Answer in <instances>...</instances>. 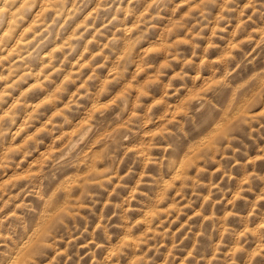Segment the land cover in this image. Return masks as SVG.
<instances>
[{
  "label": "clouds",
  "instance_id": "9594fccd",
  "mask_svg": "<svg viewBox=\"0 0 264 264\" xmlns=\"http://www.w3.org/2000/svg\"><path fill=\"white\" fill-rule=\"evenodd\" d=\"M48 2L62 15L69 16L67 21H63L68 25L75 23L77 11L82 12V5L85 4V0H75V10L69 14L66 8L72 4V0ZM91 4L95 11L84 25V31H88L89 25L94 31L100 25L103 31L99 36L107 41L100 46L107 47L113 55H118L125 42H129L120 58L121 66L132 67L140 63L150 68L153 75L149 77L147 90L140 96H134L130 89H125L113 101L110 106L111 118L119 128H114L102 137L104 151L99 160H80L79 153L89 139L82 134L76 137L81 141L79 144L69 143L52 158L50 164L53 171L78 168L81 163L89 164L93 171L74 193L79 196L74 211L62 217L43 214L44 235L42 242L31 247V264H40L52 251L59 256V243L66 236H72L73 227H70V223L79 231V236L87 240L85 248L88 256L93 258L91 264H176L177 253L187 251L186 243L191 244V251H187L184 256V264H201V251H218L225 241L232 245V249L222 264H238L237 254L246 258L245 264H261L264 261V223L238 229L233 226V222L248 225L264 201V189L258 194L254 192L255 184H264V175L256 171L257 162L264 161V154L246 159L243 164L237 159L248 156V144L245 141L256 139L257 135L254 134L264 131V111H255L256 108H264V100L248 106V111L252 113L250 116L242 114L225 122L212 146L192 159L179 181L165 184L163 176L158 173L167 170L171 174L175 171L176 145L182 136L188 135L186 129L199 127L202 120L218 111V98L229 90L240 70L264 57V0H91ZM41 7V0H0V65L4 60L12 63V59L5 55L6 51L26 26V17L30 18L33 11ZM168 13L170 15L166 17ZM46 19L49 23L45 24L39 39L23 49L27 59L17 67L26 74L13 86L15 88L22 87L30 76L35 75L30 69L31 64L36 63L39 67V63L43 62L40 58L45 44L54 45L56 37L62 34L61 19L54 18L51 13ZM165 19L167 23L152 43L150 32ZM146 43H150L151 47L145 53L151 51L162 56V62L148 64L143 56L139 61L134 58L133 51ZM221 44L224 46L221 47ZM63 47L71 48L74 44L66 41ZM214 53L219 54L218 57ZM48 58L54 59L51 53ZM191 73H210L216 78L219 87L208 89L188 100L179 118L165 127L150 143L131 147L145 122L153 118L152 114L156 110L154 105L146 103L156 99L152 96V89H160L165 98L172 93V98L178 99L188 94L189 83L194 79ZM12 75H16L15 68ZM0 79L6 80L7 77ZM195 79H199V76ZM137 84H140L139 80ZM117 86L108 84L102 90V95L110 96L111 90ZM8 94V91L0 92V104ZM84 98L90 99L87 88L84 89ZM75 104L76 101H73ZM96 116L98 120L103 119L109 116V112L97 113ZM14 122L9 120L7 114L0 115V139L7 135ZM100 127L102 125L94 129L93 133L99 131ZM229 149L231 156L225 159L236 163L221 164L216 155L224 157L225 151ZM260 151L264 153V148ZM10 160L11 156L6 153L0 158V168H6ZM215 164H221V167L216 172L208 173L206 178L208 167ZM236 164H240L243 170L239 179L233 175ZM249 165L252 166L251 171ZM193 169H198L196 175L191 174ZM217 173H222L218 181L215 179ZM233 180H236L234 186ZM13 188L14 184L4 187V191L9 194L5 206L17 198L11 195ZM28 194L42 202L44 200V195L35 186ZM250 194L256 195L257 199L250 200ZM0 200H4L3 194H0ZM144 201H148L158 211L146 218H137L138 206ZM217 205H223V215H217ZM98 206L101 207L99 223L93 231H88V216L81 218L83 227L76 225L80 209L87 210L89 216H96ZM196 206L200 209L198 212ZM16 207L21 212L32 210L26 203H19ZM243 212L248 215H242ZM190 213L194 215L189 217L186 225L181 224L177 231L165 226L172 225L181 216H189ZM9 219L8 216L0 219V248L5 249L0 252V264H15L7 245L16 229L25 226L20 213L13 212L6 227L5 221ZM260 219L264 220V214ZM113 229L120 232L122 237L116 242L113 241ZM217 234L219 243L216 242ZM250 239L258 242L255 251L246 247ZM162 248L169 250L164 253ZM64 252L67 255L68 249ZM97 252L100 254L98 259ZM75 255L78 259H73L72 264H81L84 256L79 251ZM165 255L166 259L158 261L157 257ZM48 264H60V259L48 260ZM208 264H212V261H208Z\"/></svg>",
  "mask_w": 264,
  "mask_h": 264
},
{
  "label": "rangeland",
  "instance_id": "374dc122",
  "mask_svg": "<svg viewBox=\"0 0 264 264\" xmlns=\"http://www.w3.org/2000/svg\"><path fill=\"white\" fill-rule=\"evenodd\" d=\"M41 3L40 9L34 10L30 18L26 17V26L16 37L15 43L5 53L12 59V63L4 60L3 64L0 65V77H7L6 80L0 79V92L8 91L9 93L5 101L0 104V115L7 114L9 120L15 121L10 125L7 135L0 139V158H3L6 153L11 156L8 166L0 168V194L4 195V200H0V208L3 209L0 211V219L5 216L10 218L9 221H5L7 227L11 220V214L17 212L23 215L25 223L24 227L16 229L7 245V249L12 252L15 264H31V247L42 242L44 235L43 214L48 213L52 216L62 217L74 211L75 204L79 200V196L74 195V193L81 186V182H86L92 174L93 169L87 163H81L78 168H62L53 171L50 164L52 158L64 150L69 143L79 144L81 141L77 140L76 137L78 134H82L89 139L87 145L79 153L80 160L82 162L99 160L104 151V145L101 143L102 137L114 128H119L118 124H113L111 118L110 106L113 101L125 89H130L134 96H140L147 90L149 77L153 75L150 68L140 63H136L132 67L121 66L120 58L127 50L129 42H125L118 55H113L107 47L102 48L100 46L107 43L103 37L99 36V33L103 31L100 25L96 26L95 31L91 25H89L88 31H84V25L90 21L95 11L91 0H85V4L82 5L84 10L82 12L77 11L78 19L74 18L75 23L71 25L63 23L69 19V16L62 15V12L58 11L48 0H41ZM74 3L75 0H72V4L67 6V13L70 14L75 10ZM49 13L54 18L62 20V34L56 37L54 45L45 44L40 58L43 62L39 63V67L36 66V63L31 64L30 69L34 71L35 75L30 76L22 87L15 88L13 86L18 84L20 78L26 74L25 71L17 67L27 59L23 49L30 47L39 39L45 24L49 23L46 19ZM167 15L170 13L165 14L166 17ZM166 23L167 19L161 21L157 28L150 32L152 43L159 37L160 29ZM105 35L107 36V34ZM66 41L74 44V47L64 48L63 45ZM223 46L221 44V47ZM150 47L151 44L146 43L135 49L133 51L134 58L139 61L143 56L148 64L162 62V56L151 51L145 53V50ZM49 53L54 57L53 60H49ZM218 55L214 53L215 57ZM14 68L16 69L15 76L12 75ZM141 68L143 71H140ZM138 72L139 75H137ZM190 75L194 79L189 83L188 94L181 95L178 99L172 98V93H169L168 98H165L160 89H152V96L156 99L146 101V103L154 105L156 110L152 114L153 118L145 122L131 147H142L150 143L165 127L179 118L183 105L188 100L208 89L219 87L216 78L210 73H191ZM37 76L40 78H36ZM196 76H199V79H195ZM91 77H95V79H90ZM137 80L140 81V84H137ZM108 84L118 86L111 90L110 96L104 97L102 90ZM85 88L90 93V99L84 98ZM78 96L80 97L79 100H77ZM262 100H264V57L257 59L246 69L240 70L229 90L218 98V111L213 112L211 117L202 120L199 127L186 129L188 135L182 136L176 145L175 171L171 174L167 170L158 173V175L163 176L164 183L179 181L192 159L204 149L212 146L225 122L242 114L250 116L252 113L248 111V106ZM73 101H76L75 105H73ZM255 111H264V108H256ZM101 112H109V116L98 120L96 114ZM101 125L100 130L93 133V130ZM254 135H257L256 139L245 141L248 144V156L238 157L240 164H243L246 159L264 154L260 151L264 148V138H261L264 137V131ZM228 156H231L230 149L225 151L224 157L217 154L216 159L221 161V164L236 163L235 161H227L225 157ZM221 164L209 166L206 178L208 173L216 172ZM240 164H236V167L233 168V175L236 179L243 175ZM99 166L102 167L103 165ZM251 170L252 166L249 165V171ZM256 171L264 175V161L257 162ZM197 172L198 169H193L191 174L196 175ZM221 175L222 173H217L215 179L218 181ZM29 181L32 183L30 184ZM232 183L234 186L236 180H233ZM10 184L15 185V188L11 190V195L17 196V198L5 206V201L9 200V194L4 191V187ZM33 186L44 195L43 202L34 195L28 194ZM261 189H264V184L257 183L254 185L255 193L258 194ZM249 199L255 200L257 196L250 194ZM19 203L29 204L32 210L21 212L16 207ZM138 207L137 218H146L158 211L148 201H144ZM259 209L248 225H241L234 221L233 226L239 229L244 226L256 227L258 224L264 223V220L260 219V216L264 214V201L261 202ZM199 210V207L196 206V211ZM100 211L101 207L98 206L96 216H89L87 210L80 209V217H77L76 225L83 227L81 218L88 216V231H93L95 225L99 223ZM216 213L223 215V205H217ZM192 215L194 214L181 216L179 221L170 226H165L170 227L175 232L181 228V224L186 225ZM242 215H248V213L243 212ZM70 227H73L72 236H66L59 243V256L55 251L49 252L47 259L42 260L40 264H48V260L55 261L57 258L60 259V264H65V262L72 264L73 259H78L75 255L77 251L84 256L81 264H91L93 258L88 256L85 248L87 240L85 237L79 236V231L71 223ZM113 232L114 242L122 238L120 232L115 229ZM216 242L219 243L218 234L216 235ZM185 247L187 251H191L190 243H186ZM246 247L250 251H255L258 242L250 239ZM65 249H68L67 255H65ZM231 249L232 245L225 241V245L220 247L218 251H201L200 256L203 257L201 264H208V261H212V264H222L224 257ZM168 250L167 248L161 249L164 253ZM2 251L5 249L0 248V252ZM187 251L177 253L176 264H184V256L187 255ZM96 258H100L99 252H97ZM166 258V255L157 257L158 261L161 262ZM245 259L244 256L237 254L238 264H245ZM261 264H264V261Z\"/></svg>",
  "mask_w": 264,
  "mask_h": 264
}]
</instances>
